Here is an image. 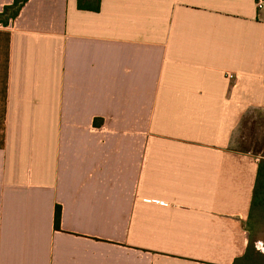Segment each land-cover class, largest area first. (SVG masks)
I'll return each mask as SVG.
<instances>
[{"label":"crops","instance_id":"0c3cea01","mask_svg":"<svg viewBox=\"0 0 264 264\" xmlns=\"http://www.w3.org/2000/svg\"><path fill=\"white\" fill-rule=\"evenodd\" d=\"M253 110L264 0H28L0 23V264H246Z\"/></svg>","mask_w":264,"mask_h":264},{"label":"trees","instance_id":"16d2710c","mask_svg":"<svg viewBox=\"0 0 264 264\" xmlns=\"http://www.w3.org/2000/svg\"><path fill=\"white\" fill-rule=\"evenodd\" d=\"M28 0H14L13 4L6 6L4 10L0 13V23L4 25H8L10 20L15 19L23 6L26 4ZM78 7L80 9H90L94 11H98L100 9V0H78ZM264 161V160H263ZM257 203L253 204L252 207V219L254 223L256 222H264V162L260 165V179L258 181V187L256 191ZM255 204L257 208L255 210ZM258 211V215L255 212ZM256 215V217L254 216ZM61 218V208L56 209L55 215V224L56 227L59 226ZM242 260H246V264H263L264 263V255L256 252L254 254L253 247L250 243L247 254ZM238 260L235 264H239Z\"/></svg>","mask_w":264,"mask_h":264},{"label":"rangeland","instance_id":"374dc122","mask_svg":"<svg viewBox=\"0 0 264 264\" xmlns=\"http://www.w3.org/2000/svg\"><path fill=\"white\" fill-rule=\"evenodd\" d=\"M233 148L238 151H252L253 154L264 155V112L253 110L246 114L236 130ZM252 230L255 239L264 240V222H256ZM259 247V250L264 253L262 242L259 243Z\"/></svg>","mask_w":264,"mask_h":264},{"label":"built area","instance_id":"2783aa9c","mask_svg":"<svg viewBox=\"0 0 264 264\" xmlns=\"http://www.w3.org/2000/svg\"><path fill=\"white\" fill-rule=\"evenodd\" d=\"M232 78V76H230Z\"/></svg>","mask_w":264,"mask_h":264}]
</instances>
